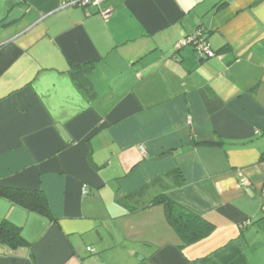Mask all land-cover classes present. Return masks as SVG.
<instances>
[{
    "label": "crops",
    "instance_id": "obj_1",
    "mask_svg": "<svg viewBox=\"0 0 264 264\" xmlns=\"http://www.w3.org/2000/svg\"><path fill=\"white\" fill-rule=\"evenodd\" d=\"M66 1L0 0V187L53 216L0 195V264H264V0ZM197 27L215 55L175 47ZM158 194L213 229L183 244Z\"/></svg>",
    "mask_w": 264,
    "mask_h": 264
},
{
    "label": "trees",
    "instance_id": "obj_2",
    "mask_svg": "<svg viewBox=\"0 0 264 264\" xmlns=\"http://www.w3.org/2000/svg\"><path fill=\"white\" fill-rule=\"evenodd\" d=\"M197 29H200L203 34L204 41L208 43L207 37L204 35V29L202 27H197ZM93 65L94 61L90 60L79 65H74L71 68V75L76 85H78L90 96L93 95L94 92L88 78V73L93 68ZM189 144L221 145L223 144V141L199 142L192 140ZM244 144H246V142L241 143V145ZM0 195L7 197L26 208L32 209L47 218H53L51 211L49 210L46 197L40 190L27 192L8 187H0ZM154 204H160L163 207L168 222L175 228L181 237L183 244L194 242L195 240L208 234L213 229V223L192 212L190 209L165 194H158L154 196L149 202V205ZM0 244L10 248H16L17 246L25 244L20 228L6 219H0Z\"/></svg>",
    "mask_w": 264,
    "mask_h": 264
},
{
    "label": "built area",
    "instance_id": "obj_3",
    "mask_svg": "<svg viewBox=\"0 0 264 264\" xmlns=\"http://www.w3.org/2000/svg\"><path fill=\"white\" fill-rule=\"evenodd\" d=\"M107 0H69L66 1L64 5H78L81 7H88V6H97L100 7V5ZM98 13L102 18L107 20L109 16L112 14V7L110 6H104L102 8H99ZM186 44H192L196 48L197 52L201 56L210 57L215 55V52L210 48L208 43H206L203 39V34L200 31V29H195L192 33L189 35L183 36L175 45L176 48H179ZM84 193L87 192V189L83 190ZM244 223H249L248 220H246ZM88 249H91L88 247Z\"/></svg>",
    "mask_w": 264,
    "mask_h": 264
},
{
    "label": "water",
    "instance_id": "obj_4",
    "mask_svg": "<svg viewBox=\"0 0 264 264\" xmlns=\"http://www.w3.org/2000/svg\"><path fill=\"white\" fill-rule=\"evenodd\" d=\"M21 9L19 8H14L11 13L7 16L6 18V22L10 21V20H13L15 18H17L20 14H21Z\"/></svg>",
    "mask_w": 264,
    "mask_h": 264
},
{
    "label": "flooded vegetation",
    "instance_id": "obj_5",
    "mask_svg": "<svg viewBox=\"0 0 264 264\" xmlns=\"http://www.w3.org/2000/svg\"><path fill=\"white\" fill-rule=\"evenodd\" d=\"M197 29V28H196Z\"/></svg>",
    "mask_w": 264,
    "mask_h": 264
}]
</instances>
